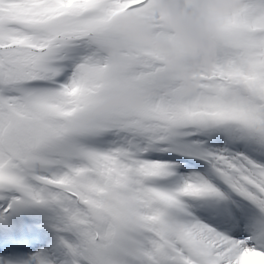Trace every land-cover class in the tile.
I'll list each match as a JSON object with an SVG mask.
<instances>
[{
	"label": "snow or ice",
	"instance_id": "snow-or-ice-1",
	"mask_svg": "<svg viewBox=\"0 0 264 264\" xmlns=\"http://www.w3.org/2000/svg\"><path fill=\"white\" fill-rule=\"evenodd\" d=\"M209 14L185 92L153 0H0V264H264V0Z\"/></svg>",
	"mask_w": 264,
	"mask_h": 264
},
{
	"label": "clouds",
	"instance_id": "clouds-1",
	"mask_svg": "<svg viewBox=\"0 0 264 264\" xmlns=\"http://www.w3.org/2000/svg\"><path fill=\"white\" fill-rule=\"evenodd\" d=\"M162 16L179 38L183 51L190 56L185 61L177 47L162 36L154 35L142 22H133L121 18L117 27L130 40L147 44L156 49L166 59L168 66L178 77V87L185 92L195 91L199 84L201 71L211 70L215 57V38L218 35L219 18L209 12L227 14L238 6V0H153ZM194 4L195 8H185V4ZM113 96L100 105L107 107L115 100ZM133 103H139L141 97H127Z\"/></svg>",
	"mask_w": 264,
	"mask_h": 264
}]
</instances>
